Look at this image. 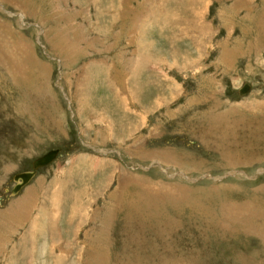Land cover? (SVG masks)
<instances>
[{
  "label": "rangeland",
  "instance_id": "1",
  "mask_svg": "<svg viewBox=\"0 0 264 264\" xmlns=\"http://www.w3.org/2000/svg\"><path fill=\"white\" fill-rule=\"evenodd\" d=\"M0 238V264H264V0H0Z\"/></svg>",
  "mask_w": 264,
  "mask_h": 264
},
{
  "label": "water",
  "instance_id": "2",
  "mask_svg": "<svg viewBox=\"0 0 264 264\" xmlns=\"http://www.w3.org/2000/svg\"><path fill=\"white\" fill-rule=\"evenodd\" d=\"M248 89H249V84L244 83V85L239 89V93L243 95L244 93H246L248 91ZM56 154H57V150L48 151L47 153H45L39 157H36L32 161V163H31L32 164V171H29V173H25V172L17 173L13 177V179L15 181V185L10 190V194L11 195L15 194L22 186H24L28 182L30 177H32L35 174V168L50 163Z\"/></svg>",
  "mask_w": 264,
  "mask_h": 264
},
{
  "label": "bare ground",
  "instance_id": "3",
  "mask_svg": "<svg viewBox=\"0 0 264 264\" xmlns=\"http://www.w3.org/2000/svg\"><path fill=\"white\" fill-rule=\"evenodd\" d=\"M99 65V64H98ZM103 65V64H102ZM94 66H96V65H94ZM99 68V67H98ZM108 69V68H107ZM103 71V70H102ZM98 72V71H97ZM109 80V79H108ZM80 82V81H79ZM94 83V82H93ZM249 84V83H248ZM249 88H250V85H249ZM249 90V89H248ZM127 94V93H126ZM58 157V155L56 156L55 155V157L53 158V160L50 162V163H48V164H46V165H43V167H46V166H49L50 164H52L53 163V161L56 159ZM230 161V160H229ZM43 167H39V168H43ZM38 167L37 168H35V171H37L38 169H39ZM29 171H32V170H29ZM29 171H27V170H24V171H20V172H25V173H29ZM35 175H36V172H35ZM35 175H33L32 177H30V179L28 180V182L25 184V185H27L34 177H35ZM24 185V186H25ZM24 186H22L19 190H18V193H19V191L24 187ZM84 186V185H83ZM119 187H123V186H119ZM81 188V187H80ZM103 189V188H102ZM93 190V189H92ZM121 191L122 190H124V189H120ZM118 191V193H119V198L118 199H120L121 198V195H122V192L121 191ZM168 191V190H167ZM93 192V191H92ZM91 192V193H92ZM95 192V191H94ZM97 192V191H96ZM17 193V194H18ZM75 193V192H74ZM87 193V192H86ZM85 193V194H86ZM117 193V194H118ZM16 194V195H17ZM88 194V193H87ZM95 194V193H94ZM169 194H170V191H169ZM72 195V194H71ZM74 196V195H73ZM73 196H72V198H73ZM75 196H76V194H75ZM94 196V195H93ZM67 197V196H66ZM9 198V197H8ZM77 198V197H76ZM79 200V199H78ZM55 201V200H54ZM53 201V202H54ZM75 201V200H74ZM83 204V203H82ZM89 204V203H88ZM143 204H144V202H143ZM81 207H90L89 205H87V206H81ZM109 207V206H108ZM119 207V206H118ZM117 207V208H118ZM156 208V207H155ZM224 208V207H223ZM226 209H227V206L225 207ZM78 209V208H77ZM112 209V208H111ZM136 210H138V209H136ZM82 211V209H80L79 211H78V215H82L83 213H85V212H87V209L85 210V211H83V212H81ZM116 211V210H115ZM234 211V210H233ZM95 212V211H94ZM94 212L92 213V214H94ZM131 212V211H130ZM225 212V211H224ZM237 213V212H236ZM244 213V212H243ZM7 214V213H6ZM108 214V213H107ZM232 214V213H231ZM85 216L86 215H89V217H90V215L91 214H84ZM234 216H236L235 214H233ZM92 216V215H91ZM94 216V215H93ZM135 216V215H134ZM232 216V215H231ZM234 216H232V218H234ZM5 217H7V215L5 216ZM36 217V216H35ZM76 217V216H75ZM74 217V218H75ZM239 217V216H238ZM127 218V217H126ZM37 219V218H36ZM109 219V218H108ZM130 219V218H129ZM236 219V218H235ZM238 219V218H237ZM239 219H242V218H239ZM99 221H101V220H99ZM130 221H131V219H130ZM241 221V220H240ZM46 222V221H45ZM103 222V221H102ZM107 223V222H106ZM125 223V222H124ZM231 223V222H230ZM70 224V223H69ZM126 224V223H125ZM127 224H129V223H127ZM133 224V223H132ZM139 224V223H138ZM137 224V225H138ZM141 224V223H140ZM13 225V224H12ZM33 225V224H32ZM131 225V224H130ZM127 226V225H126ZM128 227H129V225H128ZM125 228V227H124ZM130 228V227H129ZM231 229V228H230ZM130 230H132V229H130ZM4 234V233H3ZM105 235V234H104ZM95 236V235H94ZM91 238H93V236L91 237ZM126 238V237H125ZM1 239V238H0ZM2 240V239H1ZM43 243V242H42ZM139 243V242H138ZM139 245V244H138ZM82 252H84L85 250H83V249H80ZM2 252V251H1ZM85 253H86V251H85ZM59 256H61V255H59ZM67 256V255H66ZM81 256V255H80ZM82 256H83V254H82ZM58 258H60V257H58ZM79 258H81V257H79Z\"/></svg>",
  "mask_w": 264,
  "mask_h": 264
},
{
  "label": "crops",
  "instance_id": "4",
  "mask_svg": "<svg viewBox=\"0 0 264 264\" xmlns=\"http://www.w3.org/2000/svg\"><path fill=\"white\" fill-rule=\"evenodd\" d=\"M18 204V202L16 203V205ZM118 204H120V202L118 203Z\"/></svg>",
  "mask_w": 264,
  "mask_h": 264
}]
</instances>
